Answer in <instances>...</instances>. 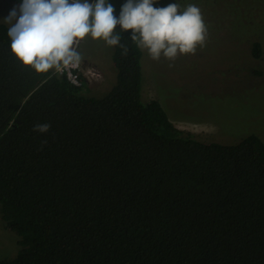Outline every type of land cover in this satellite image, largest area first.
Segmentation results:
<instances>
[{"label": "trees", "instance_id": "1", "mask_svg": "<svg viewBox=\"0 0 264 264\" xmlns=\"http://www.w3.org/2000/svg\"><path fill=\"white\" fill-rule=\"evenodd\" d=\"M131 31L97 98L84 79L24 66L0 23V210L20 238L0 264H264V142L179 130L143 98Z\"/></svg>", "mask_w": 264, "mask_h": 264}, {"label": "rangeland", "instance_id": "2", "mask_svg": "<svg viewBox=\"0 0 264 264\" xmlns=\"http://www.w3.org/2000/svg\"><path fill=\"white\" fill-rule=\"evenodd\" d=\"M109 2L118 18L126 0ZM175 2L158 0L154 7ZM178 2L201 9L207 28L205 43L194 54L178 55L174 61L163 56L152 60L142 50L144 100H157L179 130L204 142L235 145L252 135L264 142V0ZM16 5L13 0H0L1 24L9 27L3 20ZM257 43L262 50L259 59L253 56ZM79 47L81 63L102 72L100 79L85 77L86 94L106 96L118 78L115 46L89 36ZM19 241L0 210V260L14 259Z\"/></svg>", "mask_w": 264, "mask_h": 264}, {"label": "clouds", "instance_id": "3", "mask_svg": "<svg viewBox=\"0 0 264 264\" xmlns=\"http://www.w3.org/2000/svg\"><path fill=\"white\" fill-rule=\"evenodd\" d=\"M157 3L126 0L117 18L109 0H20L3 22L9 26L12 53L36 73L78 65L82 60L79 42L89 36L119 46L126 55L128 48L120 42L119 33L132 30V41L155 61L162 56L174 61L204 45L207 28L197 5L185 6L177 0L154 7ZM50 128V123H38L33 131L46 134ZM46 144L47 140L42 141L41 147Z\"/></svg>", "mask_w": 264, "mask_h": 264}, {"label": "built area", "instance_id": "4", "mask_svg": "<svg viewBox=\"0 0 264 264\" xmlns=\"http://www.w3.org/2000/svg\"><path fill=\"white\" fill-rule=\"evenodd\" d=\"M86 70L83 68L82 63L80 62L76 66H70L67 69H61L60 71H56L58 75L64 76L67 80L75 87L83 86V79L87 78L90 75L91 79H100L102 77L101 73L96 69ZM96 77V78H95Z\"/></svg>", "mask_w": 264, "mask_h": 264}, {"label": "crops", "instance_id": "5", "mask_svg": "<svg viewBox=\"0 0 264 264\" xmlns=\"http://www.w3.org/2000/svg\"><path fill=\"white\" fill-rule=\"evenodd\" d=\"M81 46V45H80ZM80 48V47H79ZM82 65H83V68L85 69V70H89V69H96V68H90V67H88L85 63H82ZM96 70H98L99 72H101L99 69H96ZM102 73V72H101ZM104 75H105V73H103Z\"/></svg>", "mask_w": 264, "mask_h": 264}]
</instances>
